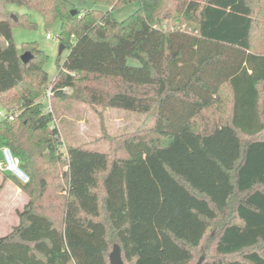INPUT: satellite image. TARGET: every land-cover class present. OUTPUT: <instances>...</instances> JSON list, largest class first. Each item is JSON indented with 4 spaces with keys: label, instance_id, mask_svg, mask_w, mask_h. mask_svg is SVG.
Instances as JSON below:
<instances>
[{
    "label": "trees",
    "instance_id": "trees-1",
    "mask_svg": "<svg viewBox=\"0 0 264 264\" xmlns=\"http://www.w3.org/2000/svg\"><path fill=\"white\" fill-rule=\"evenodd\" d=\"M75 1L0 0L37 12L47 30L60 24L69 54L53 98L153 126L110 138L106 153L67 147L63 159L40 101L48 55L13 39L37 24L28 13L1 20L0 105L15 119L0 122V142L29 182L0 181V194L13 180L28 197L0 236V264H111L116 245L124 264H264V0H78L103 11ZM159 171L174 197L155 187Z\"/></svg>",
    "mask_w": 264,
    "mask_h": 264
},
{
    "label": "rangeland",
    "instance_id": "rangeland-1",
    "mask_svg": "<svg viewBox=\"0 0 264 264\" xmlns=\"http://www.w3.org/2000/svg\"><path fill=\"white\" fill-rule=\"evenodd\" d=\"M78 9H97L109 10L106 4H96L90 1H75ZM139 7L138 4H131L114 11L117 20H124L134 13ZM17 13H28L29 20L37 24L36 28L20 27L13 28V39L20 50L25 43L36 42L38 48L48 55V60L44 64V69L49 75L50 84L47 85L46 91L52 86L51 82L56 78L58 69L57 61L60 58L63 63L68 57V50L63 49L62 54L59 53L60 41V24H56L54 28L47 30L42 20V16L35 11H30L26 7H18L16 5H4L0 2V21L4 20L8 15ZM49 34L53 39H48ZM131 64L136 65L138 62L131 60ZM72 91L68 92L71 95ZM43 96L40 101H42ZM53 117L57 122V129L60 132V141L63 159L67 155V147L86 146L89 149L106 153L110 150V138L121 137L124 134H131L138 130L139 127L147 125V128L153 126V120H146V116L140 113H133L124 110H116L111 108L93 107L90 104L71 99L52 98ZM0 109H3L0 106ZM52 127V126H51ZM53 128V127H52ZM1 141V138H0ZM1 146V142H0ZM2 156H0L1 159ZM67 166L65 167V169ZM160 176L163 174L159 171ZM4 172L0 170V181L4 179ZM4 189L0 194V236H5L12 231L14 225L18 224L17 211L22 210L28 201V197L21 191L15 181L6 180ZM155 187L160 191L176 195L175 185L169 184L163 177ZM154 187V188H155ZM174 201L168 205L166 210H171ZM178 225V219L176 218ZM179 226H184L179 224ZM188 228L187 226H184Z\"/></svg>",
    "mask_w": 264,
    "mask_h": 264
},
{
    "label": "built area",
    "instance_id": "built-area-1",
    "mask_svg": "<svg viewBox=\"0 0 264 264\" xmlns=\"http://www.w3.org/2000/svg\"><path fill=\"white\" fill-rule=\"evenodd\" d=\"M48 39H53L49 34H47ZM65 92H69L68 88L64 89ZM54 97L53 86H51L43 96L42 101L44 102V111L45 113L53 114V106H52V98ZM14 114L12 112H8L6 109H0V122L13 121ZM57 122L53 121L52 127L56 128ZM1 159H0V170L4 173H8L11 176L13 175L23 184H27L29 182V176L22 170L20 165V159L11 152L10 149L3 147L0 149Z\"/></svg>",
    "mask_w": 264,
    "mask_h": 264
},
{
    "label": "water",
    "instance_id": "water-1",
    "mask_svg": "<svg viewBox=\"0 0 264 264\" xmlns=\"http://www.w3.org/2000/svg\"><path fill=\"white\" fill-rule=\"evenodd\" d=\"M78 10L74 9L71 11L72 15H76ZM12 19L16 21L15 15H11ZM64 49V46L61 44L59 53L62 54V51ZM33 54L30 52H25L24 55L21 56L22 62L25 64L33 59ZM111 264H124L123 257H121V248L116 245L113 249V251L110 254ZM205 255L199 260L197 264H202L204 262Z\"/></svg>",
    "mask_w": 264,
    "mask_h": 264
},
{
    "label": "crops",
    "instance_id": "crops-1",
    "mask_svg": "<svg viewBox=\"0 0 264 264\" xmlns=\"http://www.w3.org/2000/svg\"><path fill=\"white\" fill-rule=\"evenodd\" d=\"M0 106H1V105H0ZM1 148H3V146H2V145L0 146V149H1ZM0 151H1V150H0ZM0 156H1V153H0ZM18 221H19V219H18Z\"/></svg>",
    "mask_w": 264,
    "mask_h": 264
}]
</instances>
